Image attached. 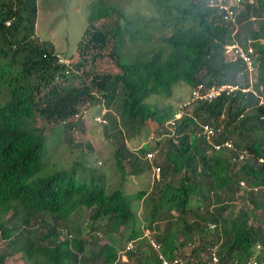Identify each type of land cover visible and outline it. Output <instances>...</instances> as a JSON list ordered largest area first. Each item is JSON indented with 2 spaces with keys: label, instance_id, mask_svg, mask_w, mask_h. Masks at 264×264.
Returning <instances> with one entry per match:
<instances>
[{
  "label": "trees",
  "instance_id": "16d2710c",
  "mask_svg": "<svg viewBox=\"0 0 264 264\" xmlns=\"http://www.w3.org/2000/svg\"><path fill=\"white\" fill-rule=\"evenodd\" d=\"M152 1L162 27L170 30L161 46L128 47L126 39L131 44L138 39L135 18L103 6L90 16L79 60L65 65L53 44L35 36L38 0H0V95L7 96L0 104V264L18 253L28 264H160L146 229L168 258L209 264L216 247L221 264H247L260 255L264 0ZM231 43L253 46V70L240 57L227 58L225 47ZM100 62L111 70L102 72ZM74 78L80 82L72 83ZM179 82L191 93L199 84L204 90L225 83L240 89L193 102V110L172 126L168 122L177 110L152 107L145 100L171 95ZM94 101L116 112L111 124L102 125L110 130L122 173L119 186L108 191L101 172L91 181L67 170L39 176L46 124H63L65 139L80 145L74 134L86 131V121L75 114ZM148 122L155 123L149 129L155 143L147 137L128 145L143 137ZM206 124L216 130L211 141L233 140L235 149H214L203 131ZM149 151L157 152L154 163L145 158ZM244 151L247 158L234 160ZM154 165L159 177L153 175ZM147 167L152 187L127 194L122 188L126 175ZM238 193L244 205L229 216L226 198ZM136 203L144 209L142 219ZM85 213L87 218L78 221ZM132 240L136 247L124 261L121 254Z\"/></svg>",
  "mask_w": 264,
  "mask_h": 264
},
{
  "label": "rangeland",
  "instance_id": "374dc122",
  "mask_svg": "<svg viewBox=\"0 0 264 264\" xmlns=\"http://www.w3.org/2000/svg\"><path fill=\"white\" fill-rule=\"evenodd\" d=\"M10 1V0H9ZM109 6L121 8L127 18H135L136 27L139 29L137 33V41L131 44L129 39H126L128 47L131 49L149 50L154 46H161V37L165 32L170 30L164 29L161 25L160 16L156 4L152 0H38V15L35 25V36L43 42H50L56 50L65 57H73V62L79 60L78 47L85 37V31L90 25V16L100 7ZM156 18V19H153ZM97 24V23H96ZM135 27V28H136ZM146 37V38H145ZM126 38H129L126 35ZM102 72L111 70L109 63L100 62ZM79 83L80 78L72 79V83ZM191 88L185 82L177 83L173 88V93L153 94L148 97L145 102L152 107H172L180 111L181 105L188 103V106L183 109V113H190L194 106L190 102ZM6 95L1 97L0 104L5 102ZM190 102V103H189ZM89 104V105H88ZM90 107L88 118L85 120L86 131L84 133H75L74 140L80 145H73L64 137L63 124H46L45 137L46 149L43 157V168L39 172V176H47L56 171L67 170L75 171V175L79 180L91 181L96 176L95 173L101 172L106 175V185L108 191L119 186L121 180L118 167V159L115 149L111 144L112 139L109 138L110 130H106L105 126L94 122V117L102 112L98 102L88 103ZM109 109V108H108ZM111 117H117L113 109L106 114V118L111 124ZM42 122V121H41ZM109 126V125H108ZM154 122H148L147 129L144 130L143 137L140 135L129 140L131 147H135L136 143L145 140L152 134ZM144 138V139H143ZM141 141V142H142ZM155 143V139L151 140ZM89 144V145H88ZM91 145V146H90ZM146 161L143 166H147ZM119 171V174L115 173ZM153 185L152 171L147 168L136 175H126V180L122 186L127 194L141 189H150ZM134 197L133 195L129 198ZM243 199L241 195H233L232 199L226 198V203H230V208L227 215L232 216L237 213L242 207ZM136 202V201H134ZM134 204V203H133ZM139 218L144 217V209L141 205L135 204ZM260 215V213H258ZM87 218V213L78 221H84ZM1 242V236H0ZM259 256L264 252L257 250ZM7 264H28L22 253L8 257Z\"/></svg>",
  "mask_w": 264,
  "mask_h": 264
},
{
  "label": "built area",
  "instance_id": "2783aa9c",
  "mask_svg": "<svg viewBox=\"0 0 264 264\" xmlns=\"http://www.w3.org/2000/svg\"><path fill=\"white\" fill-rule=\"evenodd\" d=\"M240 1V0H237ZM225 8L229 11V15L228 17H233L234 12L231 9L230 6L226 5ZM8 24H10V22H7ZM225 53L227 55V58L229 59H235V58H242L246 64L248 65L249 70H253V56L252 54L254 53V48L253 46L249 43L246 46H241L238 43H231V44H227L225 47ZM59 62L65 65H70L71 63H73V58H69V57H65L63 55H59ZM205 86L203 84H199L191 93V100L190 102H196L199 100L205 101V100H212L214 98H216L217 96H219L221 93L223 92H233L237 89H240L239 85H235V84H230V83H225L222 84L221 86H214L211 87L207 90ZM244 92L247 91H252V87L250 88H243L242 89ZM189 102V103H190ZM262 103H264V98H262ZM188 105V103L182 104L181 105V110L176 113L175 118L170 120L168 123L171 124L172 126L175 125L176 119L181 118V116L183 115V109ZM102 108V112L100 114L95 115L94 117V122L98 123V124H106L108 123V120L106 118V114L108 112V109L106 107H101ZM90 107L84 106L79 112H77L75 114V119H82V120H86L88 118V113H89ZM204 133L206 134L208 140H212L213 136H215L216 134V130L214 129L213 126L206 124L204 125L203 128ZM151 139L154 138V135L152 134ZM211 144L213 146L214 149L216 150H222V149H235V144L233 142V140H225L222 143H216L211 141ZM156 151H149L146 154V159L152 163H154V159L156 158ZM248 157V153L246 151L240 153L239 157H234V160H243L245 158ZM160 168L158 166H153V175L159 177L160 176ZM144 236L146 238H148L151 246L156 250V252L158 253V258H159V262L160 264H199V262H197L196 260H192L191 262L188 261V259L181 257V256H175L173 258H168L162 251V245L160 242H158L154 236V233L149 230L146 229L144 232ZM135 242L129 241L125 251L121 254V258L123 260H127V256L126 253L130 250L135 249ZM256 249L259 251L264 252V242H259L256 246ZM218 247H216L215 249H213V252L211 253L210 256V263L209 264H221L220 263V256L217 253ZM247 264H264V254L262 256H255L253 258H251Z\"/></svg>",
  "mask_w": 264,
  "mask_h": 264
},
{
  "label": "crops",
  "instance_id": "0c3cea01",
  "mask_svg": "<svg viewBox=\"0 0 264 264\" xmlns=\"http://www.w3.org/2000/svg\"><path fill=\"white\" fill-rule=\"evenodd\" d=\"M124 261H126V260H124Z\"/></svg>",
  "mask_w": 264,
  "mask_h": 264
}]
</instances>
